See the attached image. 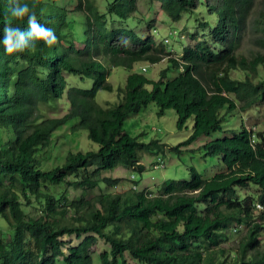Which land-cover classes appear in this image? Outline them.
Returning a JSON list of instances; mask_svg holds the SVG:
<instances>
[{
  "label": "trees",
  "instance_id": "obj_1",
  "mask_svg": "<svg viewBox=\"0 0 264 264\" xmlns=\"http://www.w3.org/2000/svg\"><path fill=\"white\" fill-rule=\"evenodd\" d=\"M149 1L174 21L184 12L195 15L212 41L202 35L179 55L153 34L108 25L106 12L151 25L144 12L135 16L139 0H108L106 9L97 0H20L56 41L48 46L41 39L8 54L4 27L26 32L28 17H13L10 0H0V216L14 229L6 239L0 229V264H130L127 253L146 264H264V126L244 119L240 129L226 125L228 114L250 110L260 112L264 124V0L262 6L257 0ZM164 60L158 79L142 74L146 65L134 70ZM115 67L132 71L121 100L104 107L97 96L113 90ZM150 103L160 113L174 109L179 128L193 121L192 137L174 147L178 153L200 136L223 133L203 148L225 170L208 179L189 166V178H168L158 193L133 183L128 191L86 196L104 184H121L104 173L119 167L142 173L140 152L163 150L160 139L145 141L125 129L129 115ZM63 128L86 131L97 148L69 149L50 168L47 161L60 153L55 134ZM48 182L84 191L70 198L67 189L44 190ZM251 185L258 192L248 191ZM242 229L238 245L227 246ZM99 240L107 246L97 254Z\"/></svg>",
  "mask_w": 264,
  "mask_h": 264
},
{
  "label": "rangeland",
  "instance_id": "obj_2",
  "mask_svg": "<svg viewBox=\"0 0 264 264\" xmlns=\"http://www.w3.org/2000/svg\"><path fill=\"white\" fill-rule=\"evenodd\" d=\"M61 2H68V0H60ZM101 7L106 9L108 6V0H97ZM258 6H262L260 0H257ZM69 4H73L72 1ZM155 4V3H154ZM156 5V4H155ZM139 10L141 13H135V16H141L144 12V19H149L151 25H149L146 21L138 22L133 21L132 19H123L118 14L107 13L108 25L110 27H133L141 34H153L158 42L165 41L169 47H171V52L173 54H181L183 50L184 44H195L202 35H206V39L208 41H212V37L209 35V28H203L200 26L199 21L196 19L195 15L184 12L183 16L180 20H172L168 15H166L159 7L156 5V8L153 9V5L149 0H139ZM143 18V17H142ZM84 24L79 20L77 22V32L83 36ZM73 35V34H72ZM244 42H248L247 37H245ZM167 60L162 62L149 64L138 63L134 70L139 67H143L146 65L148 69L146 71H142V74L149 78L158 79L161 76V70L167 67ZM129 70L123 67H115L110 76V81L113 84L112 91H104L101 90L98 93L97 100L104 107H112L115 103L121 100L119 96L120 89L124 90L125 82L127 75L129 74ZM176 74L174 68H171L168 75L173 77ZM233 74L236 76L237 71H234ZM77 81L76 78L72 77L71 82ZM92 84L91 80H88L86 86L90 87ZM65 104L61 103L60 105V114H63L65 111ZM54 107L48 108L50 112H53ZM55 114L57 113L58 108L55 107ZM259 111V109H256ZM264 112L263 110L261 111ZM231 121L227 122L226 125L231 127L232 125L236 126L240 129V123L244 119L246 123L253 124L254 122L260 123L258 127H263L264 124L261 120L260 112H256L254 110H250L249 112L239 114L236 116L235 113L231 115ZM236 116V117H235ZM228 118V117H227ZM77 120L73 121L71 124H67L68 127H72V125ZM187 127L179 128L177 126V114L174 109H167L160 113L158 106L155 103H150L143 110L138 113H132L126 119L125 129L129 133L134 136H140L141 139L145 141H149L153 138L160 139L163 144V150L158 151L157 153L151 152H140L141 160L145 165V169L140 173L139 171H135L132 167H119L114 171H109L104 174H109L113 178H120L121 184L110 186V185H102L99 188L90 189L85 192L86 196L92 197L102 192H124L128 191L133 187V183L138 186V189H150L149 191H153L155 193L160 192L159 187L162 186L164 180L168 178L174 179H184L190 177L189 166H195L204 177L210 179L216 173L223 172L225 170L223 164H219L215 162L216 157L206 156L205 150L203 148V144L207 141L212 140L216 137H221L223 133L217 132L213 133L210 136H200L197 139H194L189 145H184L182 147V152L178 153L174 150V147L179 143L184 142L185 140L192 137L193 131V121L189 120L187 122ZM58 137H60L59 142L57 144L58 150L60 152L58 155L54 154L47 161L50 165L53 164L50 168L56 166L58 163L62 162L65 159V155L69 149L78 151V150H89L96 149L97 144L88 139L87 132L84 130H76L73 129L64 130L60 129L55 134V142L57 143ZM163 146V145H162ZM60 147V148H59ZM165 159H164V158ZM161 159L163 164L160 168H154L152 163L155 160ZM141 162V161H140ZM138 169V167H135ZM132 173L136 174V179H133L131 176ZM136 182H135V181ZM102 188V189H100ZM69 191V197L80 194L84 191L81 188H76L73 184L69 185L68 183H51L48 182L47 186H45L44 190H48L51 193H61L64 190ZM253 193L258 192L256 186L251 185L248 191ZM5 229V234L3 238H9L14 234V229L11 228L8 222L0 216V229ZM233 236L228 240L227 246L233 245L234 247L238 245V242L241 241L244 236L243 229L242 230H234L232 233ZM73 237V236H72ZM2 239V235L0 234V240ZM261 243V242H260ZM107 246V244L103 240H99V242L94 246V249L97 251V254L103 250ZM127 260L130 264H146L140 263L138 260H135L129 253H127ZM57 264H65L62 259L57 261ZM95 264H101L98 260H95ZM118 264H123L120 260Z\"/></svg>",
  "mask_w": 264,
  "mask_h": 264
},
{
  "label": "clouds",
  "instance_id": "obj_3",
  "mask_svg": "<svg viewBox=\"0 0 264 264\" xmlns=\"http://www.w3.org/2000/svg\"><path fill=\"white\" fill-rule=\"evenodd\" d=\"M10 2L13 5L11 8V15L13 17L21 20L25 16L28 17V31L25 32L19 28L8 25L4 27V38L2 43L8 54H12L16 51H23L26 47L34 46L35 42L41 39L44 40L48 46L55 43L56 36L54 32L37 22L35 13L30 10L27 3H21L20 0H10ZM129 71L131 72L132 70ZM144 71L146 70L144 69ZM161 165L156 163L155 168H160Z\"/></svg>",
  "mask_w": 264,
  "mask_h": 264
}]
</instances>
